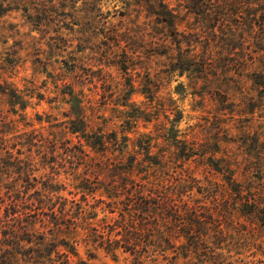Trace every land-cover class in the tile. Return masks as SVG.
Listing matches in <instances>:
<instances>
[{
  "label": "rangeland",
  "instance_id": "obj_1",
  "mask_svg": "<svg viewBox=\"0 0 264 264\" xmlns=\"http://www.w3.org/2000/svg\"><path fill=\"white\" fill-rule=\"evenodd\" d=\"M161 1L176 11L177 30L147 6ZM195 1L203 3L205 18L189 12L188 0H0V126L12 122L4 124L0 151L10 163L29 165L34 177L19 181L12 171L0 169V249L2 231L14 218L6 212L16 205V216L35 225L16 234L15 252L26 254L38 243L65 244L59 251L72 264H136L146 237H166L173 228L179 248L184 239L178 226L186 223L163 214L181 209L206 221L211 211L220 221L217 207L230 200V175L255 191L264 208V0H249L236 8L238 14L232 7L237 0ZM254 9L257 16H250ZM251 21L257 24L248 26ZM5 88L17 91L18 103L28 100L26 115L10 113ZM71 91L81 101L88 135L118 134L115 154L110 149L96 155L87 147L78 152L80 139L70 132L75 120L67 102ZM151 91L167 113L146 106L141 93ZM145 107H151L143 116L147 121L126 123L134 108ZM177 116L182 117L178 151L161 138ZM28 131L37 135L36 147L13 137ZM137 139L149 154L136 147ZM55 147V164H48L46 150ZM174 151L180 159L169 162ZM131 157L139 165L133 173L110 172V165L126 172ZM6 171L10 175L3 176ZM121 179L126 185L115 194L120 202L112 201L104 191H117ZM45 187L58 191L52 211L38 202L36 191ZM13 190L27 194L13 201ZM170 190L184 201L170 200L168 193L175 194ZM152 196L164 207L139 217L140 201ZM123 204L131 205V212ZM53 211L73 224L57 231L44 217ZM232 228L235 237L223 244L226 250L208 245V252L223 253L224 264H264V225L236 217ZM110 234L119 240L118 251L102 246ZM130 236L141 241L130 244ZM152 244L146 264H159L156 257L168 264L172 252L164 256ZM18 259L28 263L21 254Z\"/></svg>",
  "mask_w": 264,
  "mask_h": 264
},
{
  "label": "trees",
  "instance_id": "obj_2",
  "mask_svg": "<svg viewBox=\"0 0 264 264\" xmlns=\"http://www.w3.org/2000/svg\"><path fill=\"white\" fill-rule=\"evenodd\" d=\"M250 1L249 0H237L235 2L236 4L232 6L235 9V10L233 9L234 12L236 11L235 13L238 14L239 9H236V8H239V6H242V5H247L251 3ZM188 2L193 4V7H189V12L194 13L202 18H205L203 16L205 15V13L202 12L203 10V5H201L203 4L202 2L195 1V0H188ZM255 2H258V0H256ZM148 5L149 7H151L152 12H154V14L160 17L162 16L166 17L167 19L166 22H168L167 25L171 29L177 30V21L179 18L174 9H171L167 4H165L162 1L157 4L158 7L156 5H150L149 2L147 3V6ZM257 11H258L257 9H254L249 15L257 16V13H256ZM220 14L221 13L218 14L216 12L215 16L217 15L219 16ZM248 24H249L248 26L253 27V25L257 23H255L254 21L253 22L251 21ZM112 54H115V53H112ZM2 94L8 100V103L11 106L10 113L13 114V116H17L20 114L26 115L27 108L29 107L28 105L29 103L27 99H23L24 101H22L21 103H18L17 101H15L16 98L17 100L19 99V97L17 96V91H14V90L8 91L6 88L2 91ZM141 94L144 95L148 100L146 106L155 105L156 112L157 111L164 112V113L168 112L169 109L163 108L162 104L160 103L157 104V102H155L157 101L156 100L157 97L153 91H151L150 93L142 92ZM67 95L70 96L67 102L71 104V113H73L75 117L73 127L70 129V132L73 135H76L80 139L78 142L81 146V150H78V152L79 153L84 152V148L87 147L90 151H92L96 155L105 154V152L106 153L109 152L110 149H112L111 153L115 154L116 148L114 147L115 146L114 138H117L118 134L113 133L111 135L112 136L111 138H105L102 136L97 138L96 136L88 135L87 126L84 122L85 115L83 112V107H81V101L79 100L78 94L71 91ZM121 106L125 107L128 105H121ZM146 108L147 107L144 108L145 110L134 108L133 116L132 117L130 115H129L130 117L127 116L128 120L126 121V123L132 124L133 120L135 123L141 120L147 121L146 117H143L146 112ZM148 108H151V107H148ZM0 117H1V112H0ZM181 120H182L181 116H177L176 118H174L173 124L169 126L168 128H165V135L164 137H161L162 140H164V142H166L169 146H173L174 149L176 148L177 151L179 150V147L177 144L179 143V140H180L179 132L177 130V124ZM148 122H150V119L148 120ZM11 123L12 122L3 123V125L0 126V134H3L4 136H6L7 131H5L6 130L5 126L10 125ZM131 130L132 128L129 129V131ZM33 131L20 133L18 135H14L13 137L25 143L27 147L33 148V147H36V144H37V140H36L37 135L36 137H33V134L35 133ZM0 141H3V139L0 138ZM147 142L149 144L151 143L148 140ZM135 143H136V147L142 148L143 154H145L146 151H147V154H149V151L143 148V145L140 139H137ZM3 150H6V149L3 148ZM20 151L21 150L17 152L20 153ZM58 151L59 149H57L56 147L54 149L46 150V155L49 156V160H50L48 164L54 163L56 161V159L54 158H55V154ZM68 151L69 150L66 149L64 153L67 154ZM117 151L123 152V150H120V149H117ZM121 154H124V153H121ZM68 155L70 156V154ZM177 155L178 154H176V152L174 151L171 156H168L169 162H173L176 159H180V157ZM2 157H5V156H3L2 151H0V169L6 168L7 170H9L10 173L12 171L13 175L18 177L19 181L28 182L32 178H34L33 171L30 170L29 165H27L26 163L19 162L18 165H15L14 163H10L9 161L10 159L8 160ZM161 158L163 157L161 156ZM6 161H9V162L6 163ZM101 166L102 165H100L98 168H100ZM110 166H111L110 172H112V174H114L115 176L116 174L125 175L126 173H133V171L135 170V167H138L139 165L137 164V161L131 157L129 161V166H128L129 169L127 170V168L125 167L126 172L124 171V168L120 169L123 171V173H121V171H118L119 169L116 165H110ZM52 169H55V168L52 167ZM56 172L57 174H59L58 169H56ZM2 175L6 176L10 174L8 173V171H6V173H3ZM125 185H124V181L121 179L120 181H117V191L116 189H114L115 191H104V194L110 200L112 201L117 200V202H120V200H118L119 199L118 196H116L115 194L116 192H118L120 188H124ZM246 188L247 187H244L242 182H238L237 179L233 175L232 176L230 175L228 177L226 189L228 190L230 194V200L224 206L217 207V212H218L217 215L220 221H216L215 219H213L214 215L213 213H211V211H209L210 221L209 220L200 221V218L197 217V214H195V216L186 215V214L184 215L182 212H180L181 209H179L176 211V214L173 213L174 215H172L171 213L172 211L167 212L166 210V212L163 214V216L166 219L175 221L176 223L183 220L184 221L183 223H186L183 229L182 227L178 226L179 228L178 235L184 239V242L179 246V248L174 245V242L172 239L173 234L176 233L174 228L172 229V232L168 234L166 237H164V235L161 237H158V236L156 237L153 236L151 238L146 237L145 241L143 242L145 244L142 247V251H140L137 255L136 264H146L147 263V260L149 259H146V258L150 256L149 252H152L151 250L152 249L151 245H153L152 242H155L157 247L161 248V250L164 253V256H166L165 254H167L168 252H172V258L170 259L168 264H216V263L224 264V262L221 260L224 257L223 253H219L218 255H216L214 252H208L211 250H207V247L209 245V247L212 246L214 247V249L218 248L223 252L226 250L225 247H222L224 246L223 244L229 241L230 239H234L235 237L233 233L234 229L232 228L234 224V218L252 217V218L258 219V221L264 225V219H262L264 218V208H262L260 199H258L259 195H256L255 191H252V189L250 190ZM170 191L171 193H175L173 194L174 196L168 193V197L170 200H172V198H174L175 200V198L178 197L180 201L182 202L184 201V196L182 194H180L179 192L172 191V190ZM24 193L27 194L25 191L13 190L11 199L13 201H16ZM36 193L39 198L38 202L40 204L45 205L52 211L58 201L57 196H56L58 191L54 189L53 187H45V189L41 190L40 192L36 191ZM140 202H141V205H140L141 207L135 210L137 212L136 214L139 213L138 214L139 217H141L144 214L149 213L151 208H157L158 210H161V208L164 207L153 196L151 197V201H148V202L140 201ZM130 206L131 205L129 204H123V209L129 212L131 210ZM17 208H18V205L14 206L12 209L6 212L7 218L13 217V216L14 218H11L10 220H8L9 222L5 226L6 229L2 231V235L4 237L2 240L4 249L3 250L0 249L2 250L0 252V264H21L20 260L18 259L19 254L26 256L28 258L27 260L23 259L25 263L28 262L27 264H72L70 261L69 255L65 252L60 253L59 251V248L61 246H67L65 244L63 245V244L53 243V246L48 247L46 246V244L38 243V245H35V246H38L36 250L29 249L26 252V254L15 252L16 244L18 245V243L15 242V240L18 239V236H16V234H18L20 230H24L26 228L33 227L35 225V223L27 221L25 216H22V217L16 216L17 213H19V210ZM84 213L85 211L80 213L77 217L75 216V221H77L78 218ZM62 216H63L62 212H60L59 214H56L55 211H53L52 213L44 214V217H46V220L48 221V223L54 226L57 229V231H62L64 230L65 227L69 228L68 226L73 224L72 223L73 221L71 219L68 221H64V223L60 221L62 220L61 218H63ZM133 216L135 217V215ZM220 218L226 221H222ZM154 224H156V222L153 223V226ZM101 237L106 238L104 237V235H102ZM20 240H22V242L25 241L24 239H20ZM92 241L94 243L99 242L97 239L96 241L95 240H92ZM128 241H130V244H133L134 242L141 241V240L135 238L134 236H130L128 237ZM25 242H27L28 244H33L32 242H29V241H25ZM105 244H107V246L110 248V252L118 251L119 240H113V238L111 237V234L109 235V239L102 243V246H104ZM68 251L70 253H73L75 252V249L74 251H72V248H71V249H68ZM53 254H55V257H53ZM113 257L116 260L118 259V256L116 255V253H113ZM156 261L159 264H163V262H167L164 259H159V257H156ZM220 261H222V263Z\"/></svg>",
  "mask_w": 264,
  "mask_h": 264
}]
</instances>
